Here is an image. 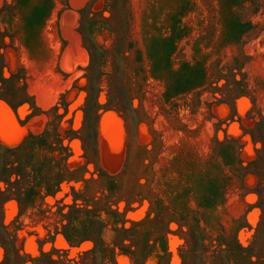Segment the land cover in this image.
I'll return each instance as SVG.
<instances>
[{
	"label": "rangeland",
	"instance_id": "374dc122",
	"mask_svg": "<svg viewBox=\"0 0 264 264\" xmlns=\"http://www.w3.org/2000/svg\"><path fill=\"white\" fill-rule=\"evenodd\" d=\"M0 264H264V0H0Z\"/></svg>",
	"mask_w": 264,
	"mask_h": 264
},
{
	"label": "bare ground",
	"instance_id": "6f19581e",
	"mask_svg": "<svg viewBox=\"0 0 264 264\" xmlns=\"http://www.w3.org/2000/svg\"><path fill=\"white\" fill-rule=\"evenodd\" d=\"M45 96V95H44ZM43 97V96H42ZM43 102V101H42Z\"/></svg>",
	"mask_w": 264,
	"mask_h": 264
}]
</instances>
